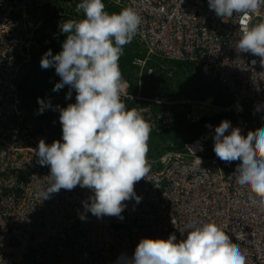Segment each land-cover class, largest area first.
<instances>
[{
  "label": "built area",
  "instance_id": "obj_1",
  "mask_svg": "<svg viewBox=\"0 0 264 264\" xmlns=\"http://www.w3.org/2000/svg\"><path fill=\"white\" fill-rule=\"evenodd\" d=\"M59 1L0 0V264H118V257L134 254L142 238L167 239L173 233L177 242L186 238L181 231L191 220L214 222L239 246L247 264H264V207L237 185L238 162L220 160L214 140L209 142L222 121L216 118L227 112L245 137L264 130V64L235 47L243 27L264 22V9L242 21L239 14L218 17L208 0H115L142 16L136 39L146 52L133 62L140 67L138 81L132 92L123 84L122 102L133 104L151 133L182 121L202 125L210 136L201 134L159 156L147 154L150 171L134 185L142 200L124 201L123 219L88 212L81 220L82 201L93 194L88 188L61 189L40 200L50 167L38 163L33 149L41 139L53 141L45 126L24 118L20 96L36 31L31 20ZM157 59L200 70L232 102L225 107L213 96H143L141 71L147 60Z\"/></svg>",
  "mask_w": 264,
  "mask_h": 264
},
{
  "label": "clouds",
  "instance_id": "obj_2",
  "mask_svg": "<svg viewBox=\"0 0 264 264\" xmlns=\"http://www.w3.org/2000/svg\"><path fill=\"white\" fill-rule=\"evenodd\" d=\"M108 1L121 10L108 12L104 0H80L77 11L82 10L84 18L60 23L59 29L66 35L61 50L53 55L49 49L40 61L43 69L55 68L61 80L53 91L67 85L66 99L71 103L54 106L50 99L37 98V114L58 110L62 126L61 140L48 144L41 139L33 149L38 163L50 167L38 195L42 202L61 189L72 190L78 185L90 189L93 194L82 201L81 220L87 219L88 212L97 218L123 219V202L142 200L134 185L150 171L151 126L136 108L122 102L123 84L129 85L130 92L134 86L123 82L119 67L124 46L133 39L137 42L143 18L133 7ZM208 7L223 19L239 14L242 21H249L264 9V0H208ZM235 47L238 52L259 57L264 64V22L243 27ZM134 72L138 81L140 70ZM73 90L75 98H71ZM213 140L220 160L238 162L235 174L239 188L252 194L253 204L264 207V130L245 137L225 119L215 127ZM181 232L187 236L179 242L175 233L167 239L142 238L134 254L118 257V264H247L239 246H233L225 230L214 222L191 220Z\"/></svg>",
  "mask_w": 264,
  "mask_h": 264
},
{
  "label": "trees",
  "instance_id": "obj_3",
  "mask_svg": "<svg viewBox=\"0 0 264 264\" xmlns=\"http://www.w3.org/2000/svg\"><path fill=\"white\" fill-rule=\"evenodd\" d=\"M80 0H60L54 4H48L40 9V12H36L31 22H35L39 19L51 23L58 15L59 18L67 21L69 19L80 20L84 18L83 11H77V4ZM106 10L110 13L119 12L121 8L115 6L108 0H104ZM66 39V35L63 34L60 29L54 28L50 34L40 33L39 36H34V43L30 47V59L26 66V72L24 77V83L21 86V103L23 109V116L26 120L31 121L37 125L45 126L49 130V137L51 141L62 139V126L59 121V111H53L52 109L45 110L43 114H37L39 104L37 98H43L45 100L50 99L52 104L66 107L71 103V99H66V94L69 91V87L66 85L59 92L53 91L54 85L61 80L56 72L55 68L43 69L41 68V58L43 54L49 49L52 50L53 55L58 53L62 48V42ZM47 41V42H46ZM145 52L139 47V44L135 39L130 44L124 46L123 55L119 59V67L122 72L123 82L128 81L131 85L136 86L137 78L134 71H139L140 67L133 64L137 59H144ZM168 66L169 70L174 73L171 78H167L164 74V67ZM151 69V75L147 74V71ZM161 75V76H158ZM142 79V95L152 96L158 93H165L166 95L180 98V97H193V98H206L213 96L215 102L219 105L228 106L232 99L226 94V92L219 87V85H212V83L206 81L200 72V70L193 71L189 64L162 61V60H147L145 68L141 71ZM175 80L176 86H172V82ZM135 81V82H134ZM76 93L72 91V97L75 98ZM131 108L133 104L124 102ZM217 120H230L234 121V114L227 112L220 114ZM200 126H187L184 122L178 121L175 126L170 129H160L159 133L152 132L148 141V148L151 152H148L151 157L159 156L164 151L176 150L179 148H172L171 146H163L162 143L170 140L176 142L179 136L185 137L180 143L182 146L187 135L192 128H197L190 140H193L199 134ZM155 154V155H153Z\"/></svg>",
  "mask_w": 264,
  "mask_h": 264
},
{
  "label": "rangeland",
  "instance_id": "obj_4",
  "mask_svg": "<svg viewBox=\"0 0 264 264\" xmlns=\"http://www.w3.org/2000/svg\"><path fill=\"white\" fill-rule=\"evenodd\" d=\"M38 12H40V11H38ZM60 23L63 24L64 20L60 19L59 15H58L51 23H47L46 21H43V20L39 19V20H37L35 22H32V25L35 26V28H36L35 35L39 36L40 33H44V34L52 33L54 28H57V27L59 28ZM19 34L21 36H23V31H21ZM163 69H164V71H163L164 73H162V74H164L167 78H171L174 75V73L169 70L168 66L164 67ZM158 76H161V75L158 74ZM210 83H212V85H217L216 82H210ZM172 86H176L175 80L172 82ZM21 105H22V103H21ZM187 126H190V125H187ZM194 126H197V125H194ZM199 126H200L198 128L199 134L197 135V137L200 136L201 134H206V137H209L210 134H207L208 132L206 133V129L203 128L202 125H199ZM213 130H214V133H215V128ZM195 133H197V128L196 129L192 128L190 130V132L188 133L187 137H186L187 139H185V141L183 142V145L185 143H190L195 138H197V137H195L193 140H190ZM213 136L210 138L209 142L213 141ZM184 138L185 137H183V136H179V138H178V140L176 142H172L170 140H167V141L163 142L162 145L163 146H168L169 145V146H171L172 148H175V149L176 148H182L183 145L180 146L181 145L180 143L182 142V140H184ZM148 152H151L150 148H149ZM153 155H155V154H153Z\"/></svg>",
  "mask_w": 264,
  "mask_h": 264
}]
</instances>
